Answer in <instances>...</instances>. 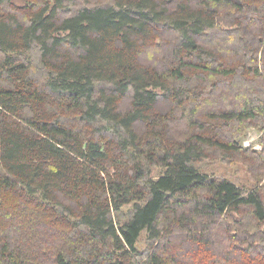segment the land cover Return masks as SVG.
I'll list each match as a JSON object with an SVG mask.
<instances>
[{
    "label": "trees",
    "instance_id": "trees-1",
    "mask_svg": "<svg viewBox=\"0 0 264 264\" xmlns=\"http://www.w3.org/2000/svg\"><path fill=\"white\" fill-rule=\"evenodd\" d=\"M9 1L0 264H264V230L224 220L264 222V150L237 138L264 132V0ZM208 150L259 179L212 176Z\"/></svg>",
    "mask_w": 264,
    "mask_h": 264
},
{
    "label": "rangeland",
    "instance_id": "rangeland-1",
    "mask_svg": "<svg viewBox=\"0 0 264 264\" xmlns=\"http://www.w3.org/2000/svg\"><path fill=\"white\" fill-rule=\"evenodd\" d=\"M35 1L36 0H34V2ZM50 1L52 2L53 0ZM28 2L29 0H11L7 2L8 5L11 6L10 9L8 10L4 7V11H12L15 14L19 15V17L22 19L23 16L21 14L24 13V15L26 16L27 8H32V4ZM170 38L171 37H167V39ZM174 42H176L175 36L171 38L170 45L167 44L168 46H166L169 52H171L170 50L172 49ZM147 49L148 48H146V50ZM145 52L146 55L151 53L149 51ZM149 63L154 64L156 63V61L150 58ZM178 122L179 124L183 125L181 121ZM237 138L241 143V146L246 149L252 148L259 151L264 150V132L253 125L245 129V131ZM207 152V155L209 157L204 159L203 162L200 163V167L202 170L208 172L212 176L227 177L239 184L245 185L246 189H249L251 186L255 185L256 181L259 179L258 170L255 169V166L252 164L253 162L251 161V158L247 155H241L242 159H240L239 155H237L233 160H225L221 159L220 156H215L214 154H216V152L214 151L208 150ZM258 181L260 182L257 184H260V192L262 193L264 198V176ZM252 210L253 208H251L250 206H242L239 210L233 211L234 213L232 215H234V217H226L224 220L231 225L234 232H241V230L244 229L251 230V232H254L257 229H261V231H263L264 222H257V220L256 222L252 221V219H254L251 216L253 213ZM146 243V235L144 233L140 241L138 242L139 247L142 249L146 248ZM177 243H179V241H177Z\"/></svg>",
    "mask_w": 264,
    "mask_h": 264
}]
</instances>
